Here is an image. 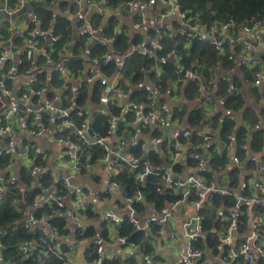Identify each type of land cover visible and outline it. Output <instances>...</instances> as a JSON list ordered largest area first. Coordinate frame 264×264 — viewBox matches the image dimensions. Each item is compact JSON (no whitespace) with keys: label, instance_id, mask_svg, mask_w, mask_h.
<instances>
[{"label":"built area","instance_id":"built-area-1","mask_svg":"<svg viewBox=\"0 0 264 264\" xmlns=\"http://www.w3.org/2000/svg\"><path fill=\"white\" fill-rule=\"evenodd\" d=\"M34 1L17 0L15 9L5 7L4 10L14 16ZM59 1L68 4L73 15L71 21L80 23L74 39L86 38L88 44L103 47L95 56L91 55V46L83 52L82 73L76 76L72 73L67 65L72 51L67 48L56 51L57 35L51 29H42L35 15H31L30 20L34 29L26 32L29 37L23 48L13 42L15 37L25 35L21 28L14 29L12 39L3 49L0 41V65L14 63L7 75L0 71V161L8 159V164L0 168V200L5 199L12 187L19 188L23 194L12 202L16 209L13 228L9 227L2 234L22 229L38 235L37 239L18 244L16 252L30 264H49L54 260L59 264H105L108 261L125 262L130 257L140 264H170L161 257L159 249L176 244L169 240L170 235L174 237L168 231L169 225L175 222L179 213L191 207L195 214L183 224L186 246L183 252L177 253L175 264H264V160L259 154L250 152L248 144L242 145L240 151L259 165L255 171L257 189L246 195L244 191L249 182L243 179L234 194L235 206L226 208L222 205L219 209L217 222L220 227L213 232L218 237L220 253L214 254L210 249L200 247L201 242L206 243L207 235L202 231L204 218L201 211L217 196L227 197L233 193L216 181L207 183L199 176V172L209 165L207 149L215 138L212 131L201 129L203 142L194 144V129L183 127L176 111L182 110L183 87L199 81L201 75L197 70L187 68L178 55L165 54L162 44V40L171 35H186L200 43L208 42L220 56L230 61L239 59L242 67L253 72L252 85L261 87L264 85L261 56H254L245 49L237 55L228 47L241 44L264 49V21L240 27L232 21L208 26L198 17L188 19L180 0H126L118 7L109 0ZM158 3L163 4V10L153 19L151 28L152 20L147 13ZM119 11H135L138 19L132 35L144 36L142 42H135L136 45L132 44L126 50L115 49L114 38L105 36L103 31L110 19L116 18L113 14L118 15ZM172 19L179 21L178 29L169 23ZM133 40L129 38V42ZM56 53L58 59L54 57ZM136 54L154 62L150 70L143 71L146 79L138 84L125 77L127 61ZM21 57L34 64L44 59L43 71L58 73L61 86L52 87L49 78L47 86L39 89H31V84L27 88L17 83L10 86L7 79H16L20 75ZM169 61L177 62V76L165 92L159 83L167 74L164 65ZM111 69L114 71L110 74ZM31 81L36 83V79ZM96 83H99L101 95L93 101ZM214 83L211 80L208 85L213 87ZM86 84L90 85L87 103L79 105L77 97ZM123 85L128 88L124 89ZM22 88L26 92L18 96ZM236 90L237 87L231 85L228 91ZM136 92L145 95L132 99ZM202 103L209 115L221 110V105L205 90L202 91ZM97 118L105 119V134L95 131ZM229 118L238 122L233 116ZM259 125L264 127V119ZM36 138H49L58 145L59 156L56 157L52 149H40L34 142ZM228 140L234 141V138L229 136ZM188 153L193 161H197V166L179 174L175 167L187 164ZM154 155L162 160L161 164H153L151 157ZM241 165L242 160L234 152L228 168ZM22 170L29 176L30 184L21 183ZM123 171L133 176L136 184L133 194L121 183ZM46 177L52 183L43 185ZM149 177L159 181L157 192L160 195L171 190L179 199L166 202L160 211L148 204L141 187ZM214 177L216 180V173ZM35 189L31 206L25 207V193ZM140 204L147 207L145 213L138 211ZM244 208L248 210L249 226L239 233L238 220L244 214ZM124 223L144 234L152 247L150 253L144 254L138 244L121 236L120 228ZM90 228L98 235L89 237ZM104 228L107 237L102 236ZM89 247L95 252H89ZM3 251L0 241V264H17V261H5ZM80 252L85 258L83 263H78ZM91 255L97 257L90 260Z\"/></svg>","mask_w":264,"mask_h":264},{"label":"trees","instance_id":"trees-1","mask_svg":"<svg viewBox=\"0 0 264 264\" xmlns=\"http://www.w3.org/2000/svg\"><path fill=\"white\" fill-rule=\"evenodd\" d=\"M114 6L123 3L126 0H109ZM182 8L188 19H194L198 17L205 25L210 26L213 23H228L234 22L237 27L250 25L259 20L264 21V0H180ZM17 0H8L10 9H15ZM58 5V6H56ZM60 8V11L57 9ZM68 8L66 2L59 0H35L32 4V12L30 15H35L38 18L39 25L42 29H51L57 35L58 40L56 43V51H61L64 48L72 51V55L69 56L67 65L76 76L82 73L85 64V58L83 52L87 51L90 46L91 55L95 56L102 50L100 44L92 46L88 44L86 38H77L74 41V28L72 21L65 17V11ZM58 11V13L56 12ZM29 15V16H30ZM118 19L113 18L109 22L108 27L104 28V35L114 38L113 46L115 49L126 50L132 44H137L135 41H130L129 38L124 36V32L116 33L114 27L118 24ZM98 24V23H97ZM99 25V24H98ZM175 26H178L175 24ZM8 25L4 28H0V41L3 42L2 49L7 45V40L12 39L13 34L8 32ZM34 29V25L30 24L29 31ZM26 35L15 37L13 42L18 48H23L27 40ZM132 42V43H131ZM162 44L165 49V54L174 53L182 58V63L190 69L197 70L201 79L197 82H189L186 84L181 92L183 103L182 110L176 111L182 122H185L186 126L194 129L192 140L194 144H201L202 138L200 130L203 126L211 124V131L215 138L216 144H212L207 149L210 153L209 165L199 172V176L207 183L213 180L222 187H226L233 193L227 197L217 196L211 205H206L204 210L201 211V215L204 220L202 223V231L206 235V243L201 242V248L210 249L214 254L220 253V246L217 235L213 232L216 228H219L217 222L218 211L222 205L226 208L234 207L236 204L235 192L238 191L242 180L246 183L249 182L250 174L258 171L259 165L251 162L248 156L240 151V147L244 144H248L250 152L253 154H259L262 152L264 146V127L259 125L261 119H264V85L261 87H254L252 85L253 72L246 67L240 66L239 71L242 74L237 76L234 73H230L236 68V61H230L227 57H222L214 49V47L208 43H200L196 40L189 39L186 35L179 36H167L162 40ZM55 59H58V54L54 55ZM262 63L264 65V53L261 55ZM45 61L39 59L36 64L34 61H29L25 57L20 58V64L18 66L19 76H25L27 73L32 76V79H36V83L32 82L31 89H39L46 87L48 78L52 80V87H60L62 84L61 77L58 73L52 72L49 74L42 68ZM177 62L169 61L164 65L167 74L163 77L162 90L167 91L169 83L176 78ZM14 64V63H13ZM0 65V71L2 75H7L8 69L11 65ZM219 64H222V69H219ZM154 66V62L146 60L140 55H134L127 61L125 77L133 79L135 84L144 81L145 76L143 71L150 70ZM42 71V72H39ZM114 69L109 70V73ZM222 71L228 75H223ZM230 75V76H229ZM214 80L213 87H210L209 81ZM7 82L10 86L15 85V79L8 78ZM233 85L237 87V90L233 93L229 92V87ZM161 86V85H160ZM123 88H128L127 85H123ZM90 85L86 84V87L80 91L77 101L79 105H85L87 103ZM99 83L94 84L93 88V101H97L100 94ZM205 90L213 99L221 104L223 110L217 111L213 115H209L207 108L203 107L202 103V91ZM165 91V92H166ZM26 92L25 88L18 93L21 96ZM144 92H136L133 94L132 99L135 96H144ZM230 116L235 117L238 122L230 120ZM104 118H97L94 125V129L98 134H105L106 127L103 125ZM222 124L220 137L216 136V130ZM254 128H257L254 130ZM234 138V141H229L228 137ZM230 146L231 148H227ZM222 147V148H221ZM235 152L242 160V165L245 163L247 166L246 174L244 167H234L227 170L232 161V154ZM261 156V155H260ZM264 160V157H262ZM151 161L154 165H159L162 160L154 155L151 157ZM186 165L176 166L175 171L179 174L186 171L187 168H193L197 166V161L191 158L190 153L187 154ZM8 164V159H2L0 161V168H4ZM221 175L220 180H215L214 175ZM227 176V180H223V175ZM219 175V176H220ZM242 177V178H241ZM21 183L30 184L31 180L25 170L20 173ZM121 183H123L124 189L130 194H133V190L136 188L133 176L127 171H123L120 177ZM52 183L49 177H46L42 184ZM159 181L155 177H149L148 181L141 187L144 193L146 201L150 205L156 206V209L160 211L165 206L166 202H174L179 199V196L173 195L171 190L167 191L164 195H160L157 192ZM36 189L33 191H27L26 205L29 207L32 204L33 198L36 195ZM253 191L249 187L244 191L246 195L251 194ZM22 191L19 188H9L5 199L0 200V241L4 248L5 261H17V264H30L28 259L22 258L16 252V246L20 243L29 242L32 239H37V234H32L28 231L19 229L15 232H6L9 227L13 228L14 220L16 218L15 207L12 204L15 198H20ZM138 211L145 213L147 207L144 204L137 206ZM262 212V211H261ZM263 213V212H262ZM249 226V214L248 210L244 208V214L238 220L239 233L247 230ZM61 230V227H60ZM102 236L107 237V230L104 228ZM121 236L129 237L130 242L138 244L144 254L151 252L152 247L145 238L144 234L138 232L132 225L124 223L120 228ZM87 235L89 237L97 236V231L94 228H90ZM89 252H95L94 248L89 247ZM97 256L91 255L90 260H94ZM49 264H59L57 260L50 262ZM105 264H140L136 258L130 257L124 261H108Z\"/></svg>","mask_w":264,"mask_h":264},{"label":"crops","instance_id":"crops-1","mask_svg":"<svg viewBox=\"0 0 264 264\" xmlns=\"http://www.w3.org/2000/svg\"><path fill=\"white\" fill-rule=\"evenodd\" d=\"M31 2V1H30ZM121 4V3H120ZM120 4H117L115 7H118ZM2 6H5L6 8H10L9 5H8V0H0V8ZM58 6V5H56ZM114 6V5H113ZM57 9L60 11V8L57 7ZM163 10V4L161 3H158V5L151 11H149L147 13V16L149 18V20H152L151 24H150V27L152 28V24H153V19L156 17H158L160 15V13L162 12ZM56 12L58 13V11L56 10ZM72 12V11H71ZM65 14V17L66 18H69L71 20V18L73 17V15H71L70 13V9H69V6L67 8V10L64 12ZM31 13H24V14H21L19 16H16L15 18L13 19H5L3 21L0 22V28H4V26L8 25V32L10 30V32L13 34V31L14 29L16 28H21L24 30V32L26 33L27 31H29V28L28 26L30 25V20H31ZM30 15V16H29ZM117 19H118V24L114 27V30L116 33H119L121 31L124 32V34H130L129 36H126L128 38H130V40L132 38H134V41L135 42H142L143 39H144V36L142 34H137V35H132L134 32H135V24L137 22V13L135 11H131V12H127V13H123L121 11H119V14L117 15H114ZM110 21H112V19H110ZM72 23V26H73V32H75V29L76 28H79L80 29V23L77 22V24H75V21L74 23ZM169 23H172L173 27L175 29H178L180 27V24H179V21L178 20H175V19H172L170 20ZM175 24H177L178 26H175ZM240 35V34H239ZM239 36H236V39H238ZM10 39L7 40V43L9 42ZM75 41V39H74ZM245 47V48H244ZM244 49L250 53H252V55H262V53H264V49L263 48H257V46H253L252 48H248L247 46H243L241 44H238L234 47H228V50H233L236 52V54H241ZM237 63V66L234 70V73L231 75V77H233L235 74L237 76H240L241 78V73L239 71V68H240V60L238 59L236 61ZM219 69H222L223 65L222 64H219ZM231 73V72H230ZM222 74L224 75L225 73L222 71ZM225 75H228L227 73ZM230 76V75H229ZM32 79V76H30V74H27L25 76H21V77H18L15 79V84H23V87H29V85L32 83L31 81ZM31 81V82H30ZM182 102H183V98H182ZM221 105V104H220ZM263 106H264V103H263ZM223 110L222 106H221V111ZM183 127H187L185 122H183ZM203 131H206V132H209L211 131V124L209 125H205L203 126ZM257 128H254V130H256ZM21 130H18L17 132H20ZM34 142L36 143V145L40 148V149H46V148H49V149H52V151L54 152V155L56 157L59 156L60 154V147L54 143H52L49 138H36L34 140ZM216 144V143H214ZM216 147H219V145L216 144ZM260 155L262 157H264V146H263V149H262V152L260 153ZM242 167H244V171L245 173L242 174V177L246 174V171H247V166L246 164L244 163L242 165ZM227 170H230V168H227ZM250 174V178H249V188H251V191H255L257 189V185H258V177H257V174L255 172H252V173H249ZM220 174L217 175V178L216 180H220L221 178V175L219 176ZM241 177V178H242ZM244 179V178H243ZM223 180L226 181L227 180V176L224 174L223 175ZM195 214V210H193L191 207L189 208H186L184 211H182L181 213H179L176 217V220L174 223H170V227L168 228V231L172 232V234L174 235V237H172L171 235L169 236V240L173 243H176V244H169L168 245H165L163 249H159V253L161 255V257L165 260H167L170 264H175L176 263V260H177V253H180V252H183L184 251V248H185V243H186V238H185V235H184V230H183V224L189 219L191 218L193 215ZM219 214V212H218ZM248 229V228H247ZM158 246H162V245H158ZM171 247H174L175 249H171ZM82 256L83 255V252L79 253V257H78V263H83L85 261V258H83Z\"/></svg>","mask_w":264,"mask_h":264},{"label":"water","instance_id":"water-1","mask_svg":"<svg viewBox=\"0 0 264 264\" xmlns=\"http://www.w3.org/2000/svg\"><path fill=\"white\" fill-rule=\"evenodd\" d=\"M4 9H5V6H2L0 8V22L3 21V20H5V19H13L16 16H19V15L24 14L26 12L31 13L32 12V5L26 6L22 11H20L17 15H14V16H10ZM25 35L27 37H29V35L27 33H25ZM76 36H77V31H75V37ZM221 128H222V124L216 130V136L218 138L220 137Z\"/></svg>","mask_w":264,"mask_h":264}]
</instances>
